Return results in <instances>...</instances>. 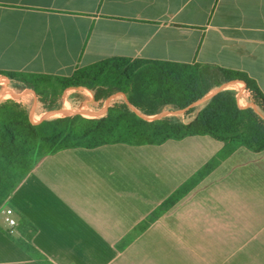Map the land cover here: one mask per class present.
<instances>
[{"label":"crops","instance_id":"0c3cea01","mask_svg":"<svg viewBox=\"0 0 264 264\" xmlns=\"http://www.w3.org/2000/svg\"><path fill=\"white\" fill-rule=\"evenodd\" d=\"M109 58L216 65L264 96V0H0L1 71L69 77ZM227 84L238 106H255L243 80ZM22 86L0 76V95L31 97L35 116L36 93ZM116 94L100 115L125 98ZM222 146L192 135L46 155L0 207V264H264V149L236 147L163 205ZM20 222L36 229L31 256L17 243Z\"/></svg>","mask_w":264,"mask_h":264},{"label":"trees","instance_id":"16d2710c","mask_svg":"<svg viewBox=\"0 0 264 264\" xmlns=\"http://www.w3.org/2000/svg\"><path fill=\"white\" fill-rule=\"evenodd\" d=\"M127 62L136 65L124 69ZM0 76L22 79L23 86L17 87V92L28 88L36 93L38 114L60 109L62 93L71 87L90 89L98 108L115 93L125 95L112 99L104 115L52 116L36 125L29 117L31 97L1 98L0 207L43 157L67 148L117 143L159 145L168 139L192 135H208L223 142L208 163L163 202L164 206L179 200L236 147L264 149V96L245 76L216 65L109 58L77 69L69 77L29 78L23 73L1 70ZM235 79L246 83V93L254 107L238 106L235 89H219ZM213 90L216 92L209 98L196 103ZM72 106L75 108V104ZM163 110L182 112L146 119ZM18 230L24 235V239L17 241L18 246L31 256L30 238L36 229L30 223L20 222ZM39 259L42 264H52L43 256Z\"/></svg>","mask_w":264,"mask_h":264},{"label":"rangeland","instance_id":"374dc122","mask_svg":"<svg viewBox=\"0 0 264 264\" xmlns=\"http://www.w3.org/2000/svg\"><path fill=\"white\" fill-rule=\"evenodd\" d=\"M134 65H136L135 62H127L124 69H128L130 67H133ZM226 86H224L225 88ZM221 89L223 88L222 86L220 87ZM216 90L211 91L210 93H208L202 100L196 102L199 103L205 99H207L209 96H211L213 93H215ZM71 92V93H70ZM119 93H117L116 95H118ZM66 95L63 99V102H65V105L62 104L61 108L58 109V111H46V113L44 114H35V116L32 114V116L30 115V121L33 125L38 124V122L42 121L43 119L47 118V117H51V116H67V115H72L75 113H79L83 116L86 117H95V116H101V112H103V110H99L100 108L97 107V103L94 101V95L93 92L86 88V87H78L75 89H70V91L66 92ZM2 96V97H1ZM122 96V95H120ZM119 96H116V98H118ZM3 98V95H0V99ZM6 98H11V97H6ZM75 102H73V100ZM90 98L91 100L89 101ZM14 99H16L14 97ZM69 101L70 105L68 104ZM106 101H108V99H106ZM73 104H75V108H73ZM109 104V103H108ZM107 104V105H108ZM104 105V104H103ZM76 109V110H75ZM31 111V110H30ZM96 111V112H95ZM94 112V113H93ZM182 111H175V112H170L168 110H165L164 112H160L159 114L155 115V116H150V117H146V119L148 120H153L156 119L160 116L163 115H167V114H179ZM30 114V112H29ZM143 152H136L137 156H142Z\"/></svg>","mask_w":264,"mask_h":264},{"label":"built area","instance_id":"2783aa9c","mask_svg":"<svg viewBox=\"0 0 264 264\" xmlns=\"http://www.w3.org/2000/svg\"><path fill=\"white\" fill-rule=\"evenodd\" d=\"M225 88H231V87H229L227 84V86ZM231 89H235V88H231ZM236 91H238V90H236ZM237 94H238V92H237ZM239 99H240V96H239ZM241 108H243V107L241 106ZM1 213L4 216V220L10 229L17 226V221L13 216V214H14L13 210L10 207L3 206L1 208Z\"/></svg>","mask_w":264,"mask_h":264}]
</instances>
